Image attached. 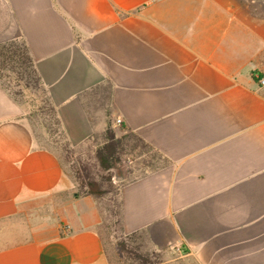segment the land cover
Masks as SVG:
<instances>
[{
	"label": "crops",
	"instance_id": "1",
	"mask_svg": "<svg viewBox=\"0 0 264 264\" xmlns=\"http://www.w3.org/2000/svg\"><path fill=\"white\" fill-rule=\"evenodd\" d=\"M12 41L40 92L0 82V264H113L136 233L164 264H264V0H0ZM35 102L67 146L131 133L163 160L120 177L110 237L34 133Z\"/></svg>",
	"mask_w": 264,
	"mask_h": 264
},
{
	"label": "rangeland",
	"instance_id": "2",
	"mask_svg": "<svg viewBox=\"0 0 264 264\" xmlns=\"http://www.w3.org/2000/svg\"><path fill=\"white\" fill-rule=\"evenodd\" d=\"M3 44L9 45L10 42L0 43V46ZM0 82L19 100L32 99L34 94L40 92L35 76L28 73L19 62L5 57H0ZM29 119L40 141L51 145L72 172L77 195L88 194L87 183L90 180L96 181L104 191L103 195L95 196L99 198V206L104 216L101 231L107 238L115 225L116 194L122 183L120 177L128 172V181L148 170L156 169L163 164V160L131 133L122 134L118 139L109 142L107 147L67 146L61 141L51 108L38 102L33 103ZM100 150H104L103 155L109 156V167L102 163ZM116 236L110 252L113 264H164L166 253L152 246L147 235L136 233Z\"/></svg>",
	"mask_w": 264,
	"mask_h": 264
},
{
	"label": "trees",
	"instance_id": "3",
	"mask_svg": "<svg viewBox=\"0 0 264 264\" xmlns=\"http://www.w3.org/2000/svg\"><path fill=\"white\" fill-rule=\"evenodd\" d=\"M0 57H5V59H10L13 61L15 60L19 62V64L22 65L26 71L28 70V73L35 76L38 86V79L35 75V69L33 68L32 60L23 46L18 45V43H15L13 41L10 42L9 45L3 44L0 46ZM105 147H107V145ZM103 151L104 150H100L99 157L104 166L109 167V156H106L105 154L103 155ZM87 186L88 194H93L97 196L103 195L104 191L100 188L99 184L96 181L90 180L87 183Z\"/></svg>",
	"mask_w": 264,
	"mask_h": 264
},
{
	"label": "built area",
	"instance_id": "4",
	"mask_svg": "<svg viewBox=\"0 0 264 264\" xmlns=\"http://www.w3.org/2000/svg\"><path fill=\"white\" fill-rule=\"evenodd\" d=\"M259 82L261 85H264V74L259 77ZM118 121H120V120H118Z\"/></svg>",
	"mask_w": 264,
	"mask_h": 264
}]
</instances>
